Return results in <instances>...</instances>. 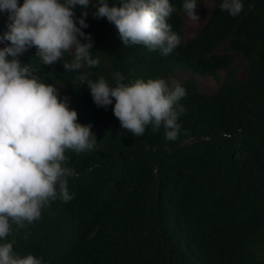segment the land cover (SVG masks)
Here are the masks:
<instances>
[{"label": "trees", "instance_id": "16d2710c", "mask_svg": "<svg viewBox=\"0 0 264 264\" xmlns=\"http://www.w3.org/2000/svg\"><path fill=\"white\" fill-rule=\"evenodd\" d=\"M212 1L206 21L185 39L182 0H171L168 22L180 43L168 55L123 44L90 5L84 31L98 65L65 70L71 51L46 65L35 46L19 56L67 96L97 143L88 152L66 151L79 173L68 177L72 199L52 200L24 227L13 223L6 239L15 251L45 264H264V0H243L237 16ZM6 22L0 12V35ZM176 67L218 85L205 93L192 76L184 79L185 110L174 141L165 140L162 126L149 124L139 136L122 128L112 105L97 106L77 76L86 71L111 82L120 71L128 79L167 80Z\"/></svg>", "mask_w": 264, "mask_h": 264}, {"label": "clouds", "instance_id": "9594fccd", "mask_svg": "<svg viewBox=\"0 0 264 264\" xmlns=\"http://www.w3.org/2000/svg\"><path fill=\"white\" fill-rule=\"evenodd\" d=\"M90 5L92 15L112 23L125 45L168 55L180 43L168 22L175 10L171 0H0V12L7 13L0 43L10 42L0 46V264H45L31 252L15 251L6 237L13 223L24 227L39 219L52 200L72 199L68 177L79 173L67 163L66 151L79 154L96 146L91 124L78 120L67 96H60L55 84L19 59L35 46V55L46 65L61 61L69 50L72 58L63 61L65 70L98 65L99 57L91 54V33L84 31ZM197 6L198 0H182L186 15L194 20L199 18ZM219 8L237 16L243 0H220ZM77 76L94 103L112 105L120 126L134 136L150 124L154 130L163 127L165 140L178 138V117L185 110L179 101L186 95L179 81L128 79L120 71L113 73L111 82L103 75L91 79L86 71Z\"/></svg>", "mask_w": 264, "mask_h": 264}, {"label": "rangeland", "instance_id": "374dc122", "mask_svg": "<svg viewBox=\"0 0 264 264\" xmlns=\"http://www.w3.org/2000/svg\"><path fill=\"white\" fill-rule=\"evenodd\" d=\"M212 5H213L212 0L198 1V6L196 8V11L199 14V18L195 20L188 17L184 9L180 11V15L182 18V28H183L185 39L192 37L197 32V30L203 25V23L206 21L209 15ZM3 45H4L3 42L0 43V46H3ZM69 51H72V50H69ZM235 63L239 64V71H238L239 74L238 75L240 77H244L245 76V64L239 54H235ZM190 76H192L196 80L201 91L205 93H211L212 91H214V89H216L218 85L216 80H214L211 76H201L196 73L189 72V71H182L178 67L174 69V75L170 76L167 80L169 81L177 80L180 83H182L185 78L190 77Z\"/></svg>", "mask_w": 264, "mask_h": 264}]
</instances>
